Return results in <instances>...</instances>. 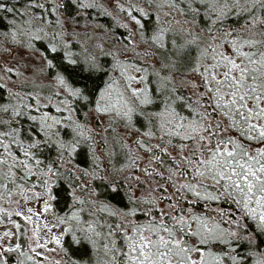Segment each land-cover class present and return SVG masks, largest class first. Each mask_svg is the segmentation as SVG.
<instances>
[{"label": "snow or ice", "instance_id": "6c2138e0", "mask_svg": "<svg viewBox=\"0 0 264 264\" xmlns=\"http://www.w3.org/2000/svg\"><path fill=\"white\" fill-rule=\"evenodd\" d=\"M0 264H264V0H0Z\"/></svg>", "mask_w": 264, "mask_h": 264}]
</instances>
